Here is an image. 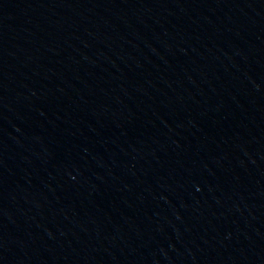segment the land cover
<instances>
[{"label": "water", "instance_id": "water-1", "mask_svg": "<svg viewBox=\"0 0 264 264\" xmlns=\"http://www.w3.org/2000/svg\"><path fill=\"white\" fill-rule=\"evenodd\" d=\"M0 264H264V0H0Z\"/></svg>", "mask_w": 264, "mask_h": 264}]
</instances>
